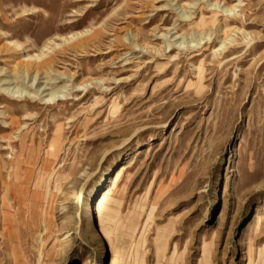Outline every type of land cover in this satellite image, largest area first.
Returning a JSON list of instances; mask_svg holds the SVG:
<instances>
[{
	"label": "rangeland",
	"instance_id": "1",
	"mask_svg": "<svg viewBox=\"0 0 264 264\" xmlns=\"http://www.w3.org/2000/svg\"><path fill=\"white\" fill-rule=\"evenodd\" d=\"M2 126L0 264H264V0H0Z\"/></svg>",
	"mask_w": 264,
	"mask_h": 264
},
{
	"label": "bare ground",
	"instance_id": "2",
	"mask_svg": "<svg viewBox=\"0 0 264 264\" xmlns=\"http://www.w3.org/2000/svg\"><path fill=\"white\" fill-rule=\"evenodd\" d=\"M136 39V37L134 36V40ZM223 44H226V40L224 41V43ZM23 70H25L24 68H23ZM22 70V71H23ZM25 71H27V70H25ZM40 71H38L37 73H36V75H35V79H37L38 78V76H40V73H39ZM20 91V90H19ZM16 93H18V92H16ZM14 95V94H13ZM50 97H53V98H60L59 96H58V92H52L51 94H50ZM49 99H51V98H49ZM48 99V100H49ZM52 100V99H51ZM15 120H19V119H15ZM16 124V123H15ZM12 125H14L13 123H12ZM18 126V125H17ZM5 127H0V131L2 130V129H4ZM10 136H8V135H6V136H4V138H9ZM59 138V137H58ZM58 141V140H57ZM57 144V143H56ZM23 152V151H22ZM120 176H121V174H120V172H118L115 176H113L114 178H113V184H112V188H109V189H107V190H105V194L103 195V196H100L99 197V199L98 200H100L99 201V204H98V210H99V220H100V222H102V226L103 227H105V233H104V239H109L110 238V235L108 234V230H107V228H106V224H108V223H110V222H113L114 221V219H115V215H112V214H107V215H102V210L103 209H101L102 207H103V203L105 202V198L108 196V195H111V194H113V192H114V188H115V185H116V183L118 182V180L120 179ZM123 181V180H122ZM83 192H84V187L81 189V192H80V194H81V199H83V196H84V194H83ZM24 194V193H23ZM47 196V195H46ZM44 197V196H43ZM22 198V197H21ZM46 198V197H45ZM80 199V200H81ZM23 201H24V199H23ZM23 203V202H22ZM46 203H47V201H46ZM49 203V202H48ZM50 204V203H49ZM23 205V204H22ZM36 206L37 205H31L30 206V209L31 210H35L36 209ZM22 207V206H21ZM115 214H116V212H115ZM98 215V214H97ZM32 217V216H31ZM30 217V218H31ZM42 217V216H41ZM44 219V218H43ZM31 221H32V219H31ZM44 221V220H43ZM43 221H42V223H43ZM33 222V221H32ZM48 223V222H47ZM47 225V224H46ZM48 226V225H47ZM115 256V255H114ZM117 256H115L114 257V259H113V261H112V264H117Z\"/></svg>",
	"mask_w": 264,
	"mask_h": 264
}]
</instances>
